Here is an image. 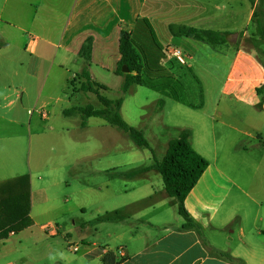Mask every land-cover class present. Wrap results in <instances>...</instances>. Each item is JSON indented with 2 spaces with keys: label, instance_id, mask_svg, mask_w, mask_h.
<instances>
[{
  "label": "crops",
  "instance_id": "crops-1",
  "mask_svg": "<svg viewBox=\"0 0 264 264\" xmlns=\"http://www.w3.org/2000/svg\"><path fill=\"white\" fill-rule=\"evenodd\" d=\"M259 4L264 7V0L254 4L249 0H0V50L14 46L31 54L23 76L38 86L39 96L47 81L44 74L61 79V72L73 73L79 85L83 81L79 74L87 70L92 81L103 85L95 76V70L101 69L123 83L116 74L121 32L134 31L141 19L148 20L163 50L181 48L189 61L181 64L164 53L159 63L163 72L153 74L151 80L154 86L161 76L168 87L170 82L186 85L192 79L200 84L195 68L202 58L209 68L222 69L218 93L210 97L211 108L208 104L203 109V98L198 107L171 95L195 112L194 124L178 129L191 131V145L209 162L184 202L200 232L184 228L178 202L167 195L163 181L151 177L157 171L127 176L143 177L146 182L139 188L141 194L121 210L123 221L116 235L121 244L117 250L109 245L102 249L82 245L89 262L98 258L101 264L102 257L113 252L121 259L119 264H239L231 258L264 264V62L243 42L237 46L241 32L226 28L227 19L245 18L252 30L243 31V37L251 34L257 39ZM171 25L230 35L226 44L211 45L174 36ZM88 38L93 40L89 62L79 56ZM214 69H208L207 83L217 81Z\"/></svg>",
  "mask_w": 264,
  "mask_h": 264
},
{
  "label": "rangeland",
  "instance_id": "rangeland-1",
  "mask_svg": "<svg viewBox=\"0 0 264 264\" xmlns=\"http://www.w3.org/2000/svg\"><path fill=\"white\" fill-rule=\"evenodd\" d=\"M226 22L230 32L252 30L242 17ZM255 33L257 39L249 34L244 42L264 62V7L260 4ZM144 42L135 37L138 51L158 55L151 42L150 48L143 47ZM167 48L163 53L168 55ZM29 55L20 47L0 50V187L22 176L29 177L31 186L30 222L19 223L18 232L0 238V264H100L98 258L89 262L84 256L86 249L74 252L72 247L96 244L101 249L109 245L117 250L121 210L141 194L139 188L146 182V178L131 179L127 174L153 164L154 157L162 160L169 141L180 134L178 127L194 124L192 107L176 103L172 96L198 107L203 98V109H207L213 104L210 97L218 93L222 69L209 68L202 58L201 66L195 68L200 84L192 79L186 85L170 82L168 87L161 76L155 87L133 85L126 94L121 92L120 78L95 70L97 79L107 87L101 92L104 97L124 98L122 117L143 132L151 147L145 149L136 147L125 133L100 118H91L82 127L80 115L68 118L62 114L67 107H102L95 95L81 92L78 84L72 86L73 73L61 72V79L44 74L47 81L39 96L38 86L23 76ZM208 69L217 70L214 83H207ZM159 100L165 102L161 109ZM42 112L48 118H43ZM262 137L264 140V131ZM151 177L162 181L158 172H152Z\"/></svg>",
  "mask_w": 264,
  "mask_h": 264
},
{
  "label": "trees",
  "instance_id": "trees-1",
  "mask_svg": "<svg viewBox=\"0 0 264 264\" xmlns=\"http://www.w3.org/2000/svg\"><path fill=\"white\" fill-rule=\"evenodd\" d=\"M249 1L254 4L256 0ZM170 31L174 36L191 37L195 40L206 42L211 45L226 44L228 42V36L230 35L228 32L213 30L199 31L193 27H186L184 25H171ZM135 37H137L139 41L141 39L145 41L142 43L143 47H152H149V43L151 42L153 47H155V51L158 50V55H150L151 53L149 54L148 50V52L144 51L146 53L138 51L134 45ZM240 38L242 39L238 41L237 46L242 45L240 42H243V47L250 49L251 47H248L244 42L248 38H244L242 33L240 34ZM261 39L264 42V36L261 35ZM251 40L255 41V39ZM92 43V38H88L79 52V56L87 62L91 59ZM119 52L121 59L118 62L116 74L123 77V83L121 86L122 94L128 93L130 87L133 85H149L150 87H155L151 83V80L153 78V73L159 74L162 70L159 63L162 58V56L160 57V52L163 53V47L157 41L148 20H138L134 31L121 32ZM145 60L147 63H144ZM151 60L153 61L152 63H150ZM124 66L128 68V73L122 72ZM79 78L83 79V81L79 83V90L84 93L94 94L102 107L95 108L90 104L85 106H73L64 110L65 116L70 117L73 115H80L82 119V127L86 126L89 118H100L110 126L125 133L136 147L151 149L149 142L144 138L143 132L130 126L123 119L121 114V108L124 102L123 97L115 100L104 97L101 92L107 88L92 81L87 70H83L81 74H79ZM77 81L78 79L75 78L71 82L73 87L76 86ZM158 104L161 109L164 106V100H159ZM190 137L191 132L188 129L181 130L177 138L169 141L162 160H157L154 157L153 164L132 171L128 173L127 176H136L150 170L157 171L161 175L167 195L178 202V212L186 220L184 228L196 229L200 232L199 227L188 215L184 202L209 166V162L193 148L190 143ZM30 209L31 186L28 176H22L1 186L0 238H7L8 232H18L19 229L16 228V225L19 223L24 221L29 223ZM231 260L243 264L240 260L233 258H231ZM120 261L121 259L117 258L113 252H108L102 257L101 264H119Z\"/></svg>",
  "mask_w": 264,
  "mask_h": 264
},
{
  "label": "built area",
  "instance_id": "built-area-1",
  "mask_svg": "<svg viewBox=\"0 0 264 264\" xmlns=\"http://www.w3.org/2000/svg\"><path fill=\"white\" fill-rule=\"evenodd\" d=\"M167 49L169 51L168 53L171 54L179 63L186 64V57H185L184 53L180 49L174 48V47H168ZM41 115L43 117H46L47 116L46 113H43V112H42ZM80 248L81 247L80 246H77V245H75V246L72 247V249H73L74 252L80 251Z\"/></svg>",
  "mask_w": 264,
  "mask_h": 264
},
{
  "label": "water",
  "instance_id": "water-1",
  "mask_svg": "<svg viewBox=\"0 0 264 264\" xmlns=\"http://www.w3.org/2000/svg\"><path fill=\"white\" fill-rule=\"evenodd\" d=\"M122 72H123V73H128V72H129V71H128V68H127L126 66H124L123 69H122Z\"/></svg>",
  "mask_w": 264,
  "mask_h": 264
}]
</instances>
